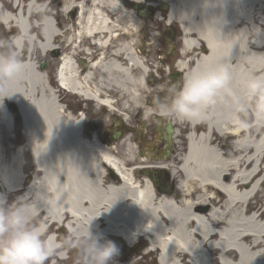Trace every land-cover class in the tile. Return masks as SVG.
Instances as JSON below:
<instances>
[{
  "label": "bare ground",
  "instance_id": "1",
  "mask_svg": "<svg viewBox=\"0 0 264 264\" xmlns=\"http://www.w3.org/2000/svg\"><path fill=\"white\" fill-rule=\"evenodd\" d=\"M24 1L29 10L18 0L1 16L25 34L16 41L26 71L14 86L22 93L0 104V192L19 196L43 181L48 195L36 208V218L44 219L39 226L66 223L72 236L91 224L93 232L128 243L144 235L159 264L187 257L186 264H264V97L245 88L246 81L264 78V0H161L163 19L182 30L177 70L184 76L225 64L232 76L230 91L208 106L201 121L165 117L179 126L174 138L185 133L187 144L168 164L139 157L131 143L135 134H125L113 148L91 135L84 114L64 103L67 93L53 87L33 57L36 50L41 56L59 50L61 88L129 118L131 104L141 99L137 85L147 84L151 70L135 47L139 16L122 0H65L56 13ZM64 29L71 37L61 50L55 42L65 41ZM78 47L86 59L79 60ZM12 103L22 115L24 144L6 154L4 137L10 141L17 126ZM245 112L253 118L249 124ZM145 114L165 121L154 110ZM143 168L167 169L178 179L176 190L162 192Z\"/></svg>",
  "mask_w": 264,
  "mask_h": 264
},
{
  "label": "clouds",
  "instance_id": "2",
  "mask_svg": "<svg viewBox=\"0 0 264 264\" xmlns=\"http://www.w3.org/2000/svg\"><path fill=\"white\" fill-rule=\"evenodd\" d=\"M21 35H25L23 30ZM20 46L15 40L0 39V104L5 98L22 93L14 90L26 71L17 50ZM231 80L225 64L193 69L184 74L181 82L171 83L162 98L155 97L151 107L156 114L176 121L199 122L205 118L208 106L223 92L230 91ZM245 88L250 96L264 97V78L246 81ZM139 106L143 107V102ZM47 195L43 181H35L33 191L12 200L6 192H0V264H47L56 254L60 245L46 235L45 227L34 222L36 208L47 203ZM65 245L76 250L77 264H112L119 254L115 242L93 232L91 224L86 232L66 238Z\"/></svg>",
  "mask_w": 264,
  "mask_h": 264
},
{
  "label": "rangeland",
  "instance_id": "3",
  "mask_svg": "<svg viewBox=\"0 0 264 264\" xmlns=\"http://www.w3.org/2000/svg\"><path fill=\"white\" fill-rule=\"evenodd\" d=\"M16 1H18V0H0V16H2L3 9H6V6L11 8L12 5ZM150 1H152V2H154V3L159 5L158 6V8H159L158 13L159 14H156L153 9H150L151 12H150V15H149L148 18L138 17L140 19V23H139V28L136 30V35H135V40L137 41V44L135 45L136 49L137 50L138 49L142 50L143 47L144 48H148L150 50H152V49H155V50L159 49L160 50V49H164V48H169V46L167 44H169L170 41H172V44L175 45L174 49H178L179 46H181V42H180L181 35H182L181 29L176 24H174L172 26H168L166 24L165 19H163L165 17L160 14L162 11H164L162 9V5L165 4L164 2H162L161 0H150ZM28 2L29 1L20 0V6L23 8L24 11H26L27 9L29 10ZM64 2H65V0H34L33 10H36V9L43 10L45 7H48L47 9L50 10L51 12H53V13H56L58 11L60 12ZM21 7H20V10L22 11ZM15 11H16V9H15ZM33 14H36V13H33ZM72 15H73V13L67 14V16H65V14H64V16L62 17L63 21L64 22L68 21L67 18L68 17L69 18L72 17ZM154 16H156V17H154ZM65 17H66V19H65ZM39 19H40V17H39ZM52 19L57 21L58 17L53 16ZM156 20H157V22H156ZM32 21H36L35 17L32 18ZM10 26H11V24H9V27H8L7 30L13 29V28H10ZM3 27H5V26L4 25L3 26L0 25V37L1 38L5 36V32L3 31V29H4ZM169 29H172V33H170V36H171L170 39H172V40H170V41L167 40V42H164V40L169 39ZM17 30H19V29L17 28ZM64 31H65V38H64L65 41H63L62 39H58L55 42L56 46L61 48V50H62V46L64 47V45H68V39L71 37V33H70L71 31L70 30L64 29ZM19 32H20V30H19ZM33 34L36 35L37 31H33ZM124 37L126 39H128V40L130 39L127 35L126 36L124 35ZM12 38L13 37L9 38V40H11ZM145 43L147 44L146 46H145ZM96 47L97 46L93 45V49H97ZM29 48H30V46L28 45V43L23 42V50H24V52L26 53L27 56H28ZM72 48H73V46H72ZM78 48H80V47H78ZM153 52H149L148 51V53L146 55L142 54L141 52H139V54L144 59L146 57L150 68H152V69L154 68L155 70L158 69V68H160V69L163 68V71H155L154 73L155 74L158 73V75H163L164 78H167V74H168L167 71L170 70L172 72V71H174L176 69L173 66H171L169 61L166 62V60H163L162 61L163 63L160 62V60L163 57L159 53V51H158V53H157V51H156V53H155V51H153ZM56 55H58V54L54 53V52H50L47 55L41 56V54L37 50L33 54L34 59H36L38 61V65L42 66L43 68H45L48 76L50 77V79L52 81H54L55 69H56L57 63H58V59H57L58 57ZM170 57H171V59L174 62L176 58L175 57L173 58V54L172 53H170ZM153 59H154V61H153ZM151 61L153 62L154 66H151V63H150ZM169 65H170V67H169ZM164 70L166 72L165 74H164ZM136 74H137V77L139 75L141 76L139 70H136ZM145 79H146V77H145ZM146 81H147V79H146ZM167 82H169V80H166V83ZM148 84H150V83H148ZM148 84L140 83V84L137 85L138 91L141 92L140 103L143 102L144 106L149 105L147 103V101L149 99L155 98V97H161L158 92L154 93L151 90V88L154 90L153 86L151 85L152 87L149 88ZM64 94H65V92H64ZM65 95H66V97L64 98L65 99L64 103H66L68 107L70 106L71 102H77L78 100L80 102H82V103L84 102V104H83L84 105V110L87 109L88 105H90V102H91V105L94 106L92 101L82 100L80 97H78L76 95L75 96L71 95L69 93H67ZM140 103L137 104V103L133 102L131 104V107H130L131 111H132L131 117L128 118V116H126V115L122 116L124 119L120 118L118 116V114L114 115V113L111 114V112L108 111V110H105V111L103 110V112L106 113V117H103L102 118V122H101V127L102 128H104L105 126H111V127H109L107 138H110L112 141H114L113 145L115 147H117V146L120 147L119 142L122 139L121 140L120 139L118 140L116 138L113 139L112 136H111L112 131L114 129L119 130L120 126L121 127H125V126H129V124L132 123V127L134 128V126H135L136 127L135 129L138 130L137 131V137H138V135H140V138H137V137L132 138V142H131L135 146L138 156H139L138 147L140 146V142L141 141H142V146L144 147V149L147 148L146 145H145V142H147V143L148 142H153V146L155 145V148H158L159 146H161L160 142L156 143V139L154 137V133L156 132V130L158 128L157 124L159 122L155 121V119L152 118V116H148L147 117V115L145 114L146 109L144 108V106L143 107L139 106ZM121 105H119V103H117V107H120ZM147 111H149L150 113L153 112V110H151V109H147ZM95 116L96 115L94 114L93 117H95ZM140 120H143V121H140ZM141 122H142V124H144V126H142L140 124ZM16 123H17V126L14 128V130L11 133V135H14V136L11 137L10 141H8V139L6 137H4V145L6 147V149H5L6 150V154L12 148H15L17 146V144L24 143V135H23V132H22V126L18 122H16ZM149 127H151V128L149 129ZM142 131L144 132V138L142 136V134H143ZM183 134L184 133H181L180 135H183ZM157 137H158L157 139L160 140V136L158 135ZM182 138H183L182 136L177 137L176 147H174L175 150H172V153H173V154H171L172 156L170 155V156H168V158L161 159L162 157H166V156H164V153H163L166 150L164 149V147L162 145L159 148L158 151H155L153 153V154H157L156 157H159L158 159L151 160L148 157H146V158L144 157V158L148 162H150V164H158V163H166V164H168V162H170L172 159H175V158H176L175 160L177 161V157L180 155L179 153L183 152V149L181 148L182 147L181 145L185 144V141ZM119 150H120V148H119ZM172 179H174V178H173L172 175H170V180H172ZM174 180H175V183H177L176 178ZM17 196L18 195H10L9 199L12 200V199H14ZM41 220H42V217L41 218L39 217L34 222L37 225L38 222L41 221ZM62 225H63V223L60 224V225L59 224H55L54 225L55 226L54 230H55V228L56 229H60L59 230L60 232L58 233V235H60L59 236V240L61 239V241L64 244L63 246L65 247L66 246L65 245V239L66 238H71V235L69 233L68 228H66V227H64V225L63 226ZM108 240L114 241L115 244L117 245V247L119 248V254L114 257V260L112 261V264H147V263H149L151 261H156L157 264H158V255L156 253H153L151 256L149 255V256H144V258L142 257L144 255V253H146V251H147V249H144L145 245L147 244V242L144 241V240L141 241L140 244L138 245V247L135 249L137 251V254H135L136 251L129 249L128 244L122 238L110 237ZM64 252H66V250ZM138 254H140V255H138ZM69 256H70V258H68L66 260H60V258H56L55 261H57V264H77V252H76V250L71 248V246H69ZM53 257L54 256H52L48 260L47 264H53L54 263L53 262ZM63 257H64V255H63ZM187 262L188 261H182L181 263L183 264V263H187Z\"/></svg>",
  "mask_w": 264,
  "mask_h": 264
},
{
  "label": "flooded vegetation",
  "instance_id": "4",
  "mask_svg": "<svg viewBox=\"0 0 264 264\" xmlns=\"http://www.w3.org/2000/svg\"><path fill=\"white\" fill-rule=\"evenodd\" d=\"M164 42H167V40H164ZM168 46H169V48H164V49H160V50H162L164 52L166 62L169 61L170 64H171V66H174L176 64L177 60L179 59V57H178L179 56V53H177V52H179L180 46H179L178 49H173L175 47V45H173V44H169ZM170 53L173 54V58L174 57L176 58L174 62H173V60L170 57ZM164 74H165V72H164ZM182 79H183V74L180 73V72H176V70H174L172 72L169 70L168 71V74H167V78H164L163 75H158V77H156L154 73H152L148 77L149 83L150 84L152 83V86H153L154 90L159 93V95L161 96V98L166 94V89L168 88V86L171 83L181 82ZM166 80H169V82L166 83ZM96 82H97V79H96ZM82 108L83 107H82V104L81 103H78V104H76L74 106V109L76 111H79ZM86 112H87L88 121H89L88 126L89 127H92V125H93V127L95 129H98L99 127H101L100 121H97V120H100L99 117H97L95 123L92 122L93 121V116L91 114V108L86 109ZM98 130L101 131L100 128ZM122 130H123L124 133H127V132H129L130 134L132 132L135 133V130L132 127H124ZM90 131H91V129H90ZM156 134H158L157 133V130L154 133V137H155ZM100 136L102 137V135H100ZM159 136H160V142H161V146H162L163 144H165L166 140H165V137H164L163 133L162 134H159ZM161 146H159V148Z\"/></svg>",
  "mask_w": 264,
  "mask_h": 264
},
{
  "label": "water",
  "instance_id": "5",
  "mask_svg": "<svg viewBox=\"0 0 264 264\" xmlns=\"http://www.w3.org/2000/svg\"><path fill=\"white\" fill-rule=\"evenodd\" d=\"M125 5L128 7V8H133L135 10H138V14L140 16H147L148 15V12H147V9H142V5L135 2V1H130V0H125ZM15 115L17 117V119H19V116L17 115V113L15 112ZM153 179L155 181V184L158 185V180L156 179L155 176H153ZM162 191H169V190H164L163 188H160Z\"/></svg>",
  "mask_w": 264,
  "mask_h": 264
}]
</instances>
